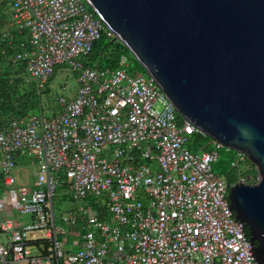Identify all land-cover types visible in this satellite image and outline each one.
Here are the masks:
<instances>
[{"label":"built area","instance_id":"2783aa9c","mask_svg":"<svg viewBox=\"0 0 264 264\" xmlns=\"http://www.w3.org/2000/svg\"><path fill=\"white\" fill-rule=\"evenodd\" d=\"M7 60L42 87L57 66L77 73L54 115L11 120L0 131V264H256L226 206L212 165L223 148L190 149L198 129L178 121L147 74L92 68L79 58L114 38L84 0H4ZM203 135V134H202ZM238 153L237 159L242 160ZM29 160L34 181L19 176ZM78 205L56 225V188Z\"/></svg>","mask_w":264,"mask_h":264},{"label":"water","instance_id":"95a60500","mask_svg":"<svg viewBox=\"0 0 264 264\" xmlns=\"http://www.w3.org/2000/svg\"><path fill=\"white\" fill-rule=\"evenodd\" d=\"M84 1L181 119L256 168L226 206L264 264V0Z\"/></svg>","mask_w":264,"mask_h":264},{"label":"trees","instance_id":"16d2710c","mask_svg":"<svg viewBox=\"0 0 264 264\" xmlns=\"http://www.w3.org/2000/svg\"><path fill=\"white\" fill-rule=\"evenodd\" d=\"M9 10L8 2L0 0V131L11 120L28 117L34 109L37 110L39 116H45L44 114L47 111H49V116L56 113L53 108L51 110L48 108L47 102L51 98V83L53 82L54 72L60 67H55L52 76L47 79L42 87H38L36 82L28 78L23 62L13 63L7 60L19 49L21 40V36L14 34V38L9 44L1 37L5 24L9 21L7 14ZM122 55L132 58L120 42L103 35L93 44L91 51L87 55L81 56L79 61L84 66L92 68L114 69L118 67V61ZM132 60L134 59L132 58ZM134 62L136 63L135 60ZM138 67L142 70L139 65ZM142 72L145 73L143 70ZM178 121L181 122L179 116ZM199 140H203L205 144H199ZM190 142V149L194 152L199 150L209 151L211 149L212 140L198 132L190 136ZM237 155L238 153L233 150L222 148L217 160L212 165L213 173L222 177L230 185L241 180L248 184L256 183V168L245 156L242 160H238Z\"/></svg>","mask_w":264,"mask_h":264},{"label":"rangeland","instance_id":"374dc122","mask_svg":"<svg viewBox=\"0 0 264 264\" xmlns=\"http://www.w3.org/2000/svg\"><path fill=\"white\" fill-rule=\"evenodd\" d=\"M9 16V20H11V12L7 13ZM128 68L127 70L138 71L141 74H144L142 70L138 67V65L132 60V58H128ZM67 67V66H65ZM64 66H60L55 70L53 76V82L51 83L52 93L51 98L47 102L48 108L51 110L52 108L57 112L61 109V106L58 102V98L63 97L65 100H69L74 97L76 94L78 83H77V73L71 71L70 69H66ZM45 106V107H47ZM49 111L45 112V116L49 117ZM31 115H35L39 117L37 110L34 109ZM30 116V115H29ZM199 144L203 145L205 142L203 140L198 141ZM21 164V163H19ZM19 169V168H18ZM19 176L22 180H24L25 176H28L29 183L32 184L34 181L33 169L29 163V160H25L21 169L18 170ZM26 174V175H25ZM257 180V177H256ZM63 193L60 187L56 188L54 196L52 198L53 205V213L55 217L56 225L60 224L61 218L65 215L66 212L75 208L78 204L76 202H71L67 196H61ZM5 243V237L0 234V244Z\"/></svg>","mask_w":264,"mask_h":264},{"label":"crops","instance_id":"0c3cea01","mask_svg":"<svg viewBox=\"0 0 264 264\" xmlns=\"http://www.w3.org/2000/svg\"><path fill=\"white\" fill-rule=\"evenodd\" d=\"M57 112V111H56ZM23 163L24 162H21V164L19 165L20 167H19V169H21V166H23ZM26 175V174H25ZM0 176H1V174H0ZM28 177V176H27Z\"/></svg>","mask_w":264,"mask_h":264}]
</instances>
